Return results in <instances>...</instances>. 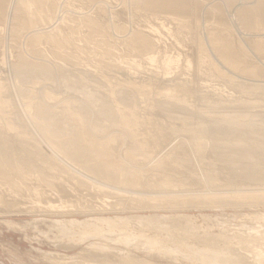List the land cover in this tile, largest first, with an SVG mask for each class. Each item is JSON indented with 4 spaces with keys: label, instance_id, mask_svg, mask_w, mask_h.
<instances>
[{
    "label": "rangeland",
    "instance_id": "1",
    "mask_svg": "<svg viewBox=\"0 0 264 264\" xmlns=\"http://www.w3.org/2000/svg\"><path fill=\"white\" fill-rule=\"evenodd\" d=\"M3 3L0 146L30 166L11 184L0 178V264H214L220 247L257 262L238 246L241 229L264 241V181L233 177L206 133L212 122L230 131L264 122L257 0H186L183 11L155 13L136 0ZM242 10L261 25L242 24ZM134 33L146 52L129 42ZM206 34L226 38L237 61ZM69 81L105 99L115 120L97 128L100 105ZM40 107L69 130L50 131ZM66 140L76 144L66 150ZM102 155L127 173L96 175Z\"/></svg>",
    "mask_w": 264,
    "mask_h": 264
},
{
    "label": "bare ground",
    "instance_id": "2",
    "mask_svg": "<svg viewBox=\"0 0 264 264\" xmlns=\"http://www.w3.org/2000/svg\"><path fill=\"white\" fill-rule=\"evenodd\" d=\"M38 1L39 0H36V2H38ZM185 1L186 0H136V2H138V4H140L144 9H147V10H149L151 12H154V13L157 12V11L158 12L159 11H162L164 9L165 10L168 9V11H178L179 9H181V11H183V9L184 8L186 9V7H187V4L184 3ZM3 2H4V0H0V16H2V14H4L3 13V10H5L4 9L5 7L3 5L4 4ZM184 4L186 5V7H185ZM255 6H257V7L256 8H251V9H254L256 11V15L258 17H261L264 20V0H257V5H255ZM247 9H245V10H247ZM243 11L244 10H242V14H240V16L238 14V16H239L238 19L241 20L240 22H242V24H244V25H246L248 27H250V26L252 27L253 25L254 26L255 25L257 26V24H260L259 19L256 18L259 23L258 22L256 23V21H257L256 19H255L256 21H254V13L251 12L252 10H248L246 14H245V12L243 13ZM240 12H238V13H240ZM256 15H255V17H256ZM261 24L262 25L264 24V23H262V20H261ZM91 27H93L92 24H91ZM261 28H263V27H261ZM93 29H94V27H93ZM218 35L217 36L214 35L215 37L213 39L208 38V35H207L206 36V40L208 39V41H209V39H211L212 44H213L212 46H214L216 48H217V45H218V47H219L218 48V50H219V56H220V58L225 59V61H226L227 64H229L227 61L228 60L230 61L231 58H233L234 60L236 59L235 61H237V58L233 57V55L235 54V52H234V54L232 53L233 55L231 54V52H232L231 49H232L233 46L229 45V41H227L228 42L227 43L226 42V38L224 39L222 37V35L221 36L219 35V37H218ZM226 37H228V36H226ZM223 40H225V41H223ZM129 42H131L132 44H134L135 47H136V45H138V47H136V48L138 49V51L140 53L143 52V51L146 52L149 49V46H150L148 40H146L143 36H141L140 34H137V33L132 34V36L130 37V41ZM202 45H204V44H202ZM216 48H214V49H216ZM147 58H150V60L152 59V57H150V56L147 57ZM235 61H232V59H231V62H234L235 63ZM236 63H238V62H236ZM24 64L25 63H22V65H24ZM19 66H21V65H19ZM25 66H24V68L29 67L28 65L26 67ZM21 68H23V67H21ZM39 70H41V69H39ZM253 70H255V69H253ZM256 72H258L257 69H256L255 73ZM263 73H264V71H263ZM259 74H262L260 72V68H259V73L257 75H259ZM262 77H263V75H262ZM68 84L73 89V91H75V92H77V93H79V94L82 95V97H83L82 100L83 101L85 100L86 104L91 105L93 107H95V105L97 104L96 105L97 108H99L98 105H100V108L98 110L99 112L97 111L98 114L96 112V114L99 115L98 116V120H96L98 122H97V124H95L97 126V128H102V125L105 122L109 123L110 120H115L114 117L112 118L113 113H112V110L110 109L111 107L110 106L106 107L105 105H107V103L105 105L103 104V103H105L104 102L105 99H103V101H102V98L100 99V97L98 96L101 101L98 100V98H97V96L95 94L89 92L88 89H86L87 87L85 88V87L81 86L78 83H77L78 84L77 85L76 82H70ZM68 84H66V85L68 86ZM122 98H124V97L122 96ZM97 101H98V103L100 101V103H102L103 105L98 104ZM97 108H96V110H97ZM172 109H171V111H173ZM166 110H168V108ZM36 113H37V115H39L42 118L43 122L50 129V131L56 133V132H65V131H68L69 130V128L65 126L67 123H65L62 118L57 117V115L51 114L52 112L46 110L45 108H43V107L37 108ZM81 113L84 116L86 115V112L84 110H81V112H80V116L82 117V114ZM71 115H72V118H74L72 122H74V120L77 121V122L79 121V117L80 116H78L77 114H76V116H78V117L74 116L73 114H71ZM18 119H19V117L16 115L15 116V120L17 121ZM257 121H259V123ZM257 121L256 120L255 121L253 120L249 124H246L245 123L246 124L245 126H242L241 125L239 127V129H237L235 127L236 130H233L234 129L233 128L231 131L229 129L230 127H232V126H230L231 124L228 125L229 128L226 125V124H228V122L225 124L226 125L225 127L228 128L229 130L228 129L227 130L226 129L224 130L223 128H221L218 125H216V123L213 124L214 122H212V124H210V123H209L210 125L208 124L209 126H208V129H207V132H206V133H208L207 136L209 135V137L213 140V142H212V145H213L212 150L215 153L214 155H216L215 157L218 156V158L221 159L220 161H222V163H224V165H226L225 167H227V170L229 171V173L233 177H235L236 179H240V180L245 181V183H246L245 185L246 186H249L252 183L253 184H257V182L259 183V182H263L264 181V122H262L261 120H257ZM77 122H75V123H77ZM231 122H233V121H231ZM105 125H103V126L105 127ZM219 125H223L222 127H224V124L223 123L222 124L219 123ZM102 130H104V128ZM74 141L76 142V140H74ZM74 141H70V140L68 141V140H66L65 142H63L62 144H63L64 149H66V150L71 149V146L73 144H76ZM86 142H87L88 145H95L97 147H99V146L102 147V144L101 143H94L92 139H88ZM78 144L76 146L79 147ZM81 147H82V145H81ZM87 150H88L89 153L86 152V154L88 155L91 152L89 151L90 149H87ZM78 151L80 152V150H78ZM8 152L9 151H7L6 149L5 150L3 149V146L2 147L0 146V178H4L8 183L11 184L12 183V180L10 178L11 177V174L12 173L13 174L14 173H17V174L20 175L30 165H29V163L26 160H22V159H21V161L19 160L20 161L19 163H17V164L14 163L13 164V162L10 159L11 156L9 157L10 154L8 155ZM67 154H68V152H67ZM176 154H178V153H176ZM98 159L100 161V163L98 165L102 164L103 166L102 167H101V165L98 166V168H96L94 171H95V174L98 175V176H100V177H103V176L108 177V178L111 179V181L112 180H115V179H118L119 176L117 174H110V173H108L109 170H107V168H110L111 170L117 171V173H121L120 176L122 174L127 173V172H125L126 169H124L122 166L117 165L118 163L114 164L112 162L111 163L110 162H107L106 159H108V158L106 156H104V155L98 157ZM176 159H178V158H176ZM180 159H183V158L181 157ZM131 174L128 175L129 177L128 176H126V177H128L130 179V177H132ZM133 174H135V173H133ZM123 177H125V176H123ZM97 178H99V177H97ZM110 186H112V185H110ZM247 189H249V188H247ZM169 193H172V192H169ZM252 201H253V198H252ZM218 206H220V205H218ZM152 207H151V209H153ZM166 209L168 210V208H166ZM158 210H159V208H158ZM241 231L242 232H240V238L238 237L240 239L241 245L238 246V249H244V250H249V251L253 252V256L257 259L256 261L258 262V263L257 262H254V263L255 264H264V241H262V239H259L258 238V237H261L262 235L261 234H258L259 236H256L257 239H255V237H254L255 235H253L254 232H253V230L251 228H248V231L245 230V229L244 230L241 229ZM261 231L262 230H260V232ZM262 233H264V232H262ZM214 243H216V242H214ZM224 247H227L228 249H234V247H231V246H224ZM178 248H179V246H178ZM220 249L221 250H224V251H217V253L209 254V257H210L209 259L212 260L214 264H219V263L220 264H254V263L248 262L247 259L244 256H242V255H230L229 252H226V250L225 249H222V247H220ZM205 253H206V251H205Z\"/></svg>",
    "mask_w": 264,
    "mask_h": 264
}]
</instances>
